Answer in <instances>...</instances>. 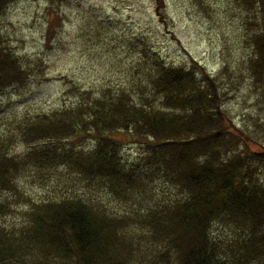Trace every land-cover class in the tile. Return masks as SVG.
I'll return each mask as SVG.
<instances>
[{"label": "trees", "instance_id": "trees-1", "mask_svg": "<svg viewBox=\"0 0 264 264\" xmlns=\"http://www.w3.org/2000/svg\"><path fill=\"white\" fill-rule=\"evenodd\" d=\"M231 2L244 11V73L264 97V0ZM59 24L58 13L47 20L46 43ZM138 52L146 75L136 91L81 95L31 116L18 126L21 152L0 142V218L8 195H22L23 170L56 167L131 207L106 212L80 194L30 201L18 226L0 222V264H264V145L253 148L223 106L237 80L226 64L212 74L196 59L169 65L144 44ZM38 64H23L0 32V88L45 80ZM126 142L135 159L122 156ZM131 225L145 230L141 260L124 233Z\"/></svg>", "mask_w": 264, "mask_h": 264}, {"label": "rangeland", "instance_id": "rangeland-1", "mask_svg": "<svg viewBox=\"0 0 264 264\" xmlns=\"http://www.w3.org/2000/svg\"><path fill=\"white\" fill-rule=\"evenodd\" d=\"M162 1L166 23L154 12L155 0L8 1L0 13L5 43L23 64L33 66L40 61L45 80L33 78L24 86L0 88V142L9 151L21 152L25 145L17 137L18 126L31 116L69 106L81 95L136 91L146 75V64L138 52L144 44L169 65L196 59L215 74L226 64L227 72L237 81L235 90H227L223 106L234 126L250 134L253 148L264 145V97L244 73L249 50L241 25L244 11L231 0ZM57 13L60 24L46 43L47 20L52 22ZM138 150L126 142L122 156L135 159ZM70 173L65 167L40 174L23 170L17 179L22 195H8L11 208L0 222L18 226L30 201L75 194L90 197L91 203H98L106 212H124L131 207V203L114 200L102 187ZM163 189L155 198L174 194L173 187ZM131 226L124 233L138 243L135 252L141 260L144 254L146 257L145 230ZM212 232L220 233L213 228Z\"/></svg>", "mask_w": 264, "mask_h": 264}]
</instances>
